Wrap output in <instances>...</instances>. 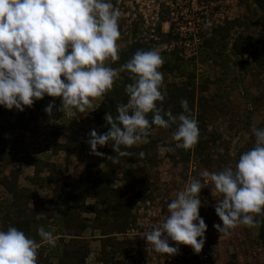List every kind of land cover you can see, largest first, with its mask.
Here are the masks:
<instances>
[{
  "label": "clouds",
  "instance_id": "1",
  "mask_svg": "<svg viewBox=\"0 0 264 264\" xmlns=\"http://www.w3.org/2000/svg\"><path fill=\"white\" fill-rule=\"evenodd\" d=\"M121 15L112 0H0V105L23 111L47 94L61 97L65 115L85 112L91 99L110 91L119 78V71L105 61L117 59ZM163 62L159 49L137 50L120 66L132 80L124 88L128 99L116 106L115 118L105 115L110 125L106 133L91 130L87 141L91 154L102 156L97 147L110 143L117 159L132 156L126 149L146 143L153 125L165 129L175 125L171 134L175 146L159 147L160 155L177 148L189 150L198 142V122L188 114L187 99L180 100L183 111L176 115L157 104L164 100L159 70ZM52 108L50 102L45 112L51 114ZM251 131L254 146L240 153L234 167L204 170L192 177L167 203V216L144 232L156 253L174 255L180 244L201 251L208 226L199 213V193L209 182L212 195H221L215 212L222 224L213 225L221 235L260 223L254 217L264 214V128L256 127L254 120ZM144 155L138 153L139 158ZM54 233L51 225L39 226L37 242L14 226L0 229V264H37L42 245L56 246ZM95 258L90 251L85 264H93Z\"/></svg>",
  "mask_w": 264,
  "mask_h": 264
},
{
  "label": "trees",
  "instance_id": "2",
  "mask_svg": "<svg viewBox=\"0 0 264 264\" xmlns=\"http://www.w3.org/2000/svg\"><path fill=\"white\" fill-rule=\"evenodd\" d=\"M120 1L112 0L114 6ZM242 3L245 9L240 18L215 27L212 35L203 40L202 57L214 58V67L220 70L221 78L229 76L228 61L232 56L236 57L240 70L246 71L251 65L264 68V0H242ZM258 9L261 11L260 14H258ZM163 18L165 19V16ZM122 24L126 23L122 22ZM165 36L170 39L173 35L169 32ZM230 43L232 45L229 49ZM116 47L117 59L107 60L110 67L119 71V78L114 81L110 91L99 96L103 100L97 102L90 110L91 118L96 122L100 134L106 133L110 128L107 121L105 122V115L110 113L115 118L116 106L126 103L128 99L124 88L126 84L132 83V80L126 71L120 70V66L126 63L137 50L151 49L143 39L134 40L125 48H121L116 43ZM187 68L188 62L176 57L171 62L163 63L159 70L170 73L178 70L185 75ZM184 75L185 78L182 80L168 82L166 93L162 87L160 88L164 100L158 101L157 104L162 106L163 110H170L176 115L183 111L180 100L187 99L191 109L188 114L196 115L199 127V139L195 144L194 154L205 165L218 166V171H220L227 162L216 161L223 156L217 150L220 148V140L216 132L208 129V122L205 118L209 109V100H212L209 94H204L209 89V82L201 85V93L197 96L193 87L194 75ZM246 92L248 97L254 94L250 93L249 89ZM54 98L45 94L43 98L36 99L33 105L19 111L15 121L11 124L8 121L14 116L13 110L16 108L7 109L0 105V218L2 219L0 229L6 230L9 226H14L22 230L26 236L39 242L37 228L53 220L57 212L59 230L55 232L56 246L42 245L37 252V264L85 263V258L90 251H93L92 247L81 239L82 233L88 227L100 228L104 234L102 251L97 257V263L102 261L104 264H120L119 259L115 258V254L120 253L129 259V264H136L137 257L133 253L132 241L127 238L121 241L116 240L113 233L124 232L128 227L136 202L139 199L148 198L153 190L157 189L150 183L154 179V171L159 166L157 150L164 145V140L150 137L148 142L126 149L132 153V156L118 159L111 144H106L102 146V149L104 151L103 161L107 170H103L99 163L91 162L86 164L80 175L76 176L70 173L67 167L62 169L56 159L42 158L36 152L22 150L18 144L19 139L15 136L14 131L18 130L20 133L34 135L36 139L40 138L43 130L42 123L49 115L44 110L45 103ZM215 98L216 96H213V99ZM95 100L92 98L91 104L95 103ZM148 119L151 120V113L148 114ZM154 128L160 127L153 125L152 129ZM174 129L175 125L167 129L170 137ZM166 145L174 147L175 141ZM248 149L250 148H245L242 152ZM192 150L193 147L189 150L177 148L172 152H166L163 163H171V166L178 165L179 167V164L186 163L190 159ZM52 151L55 155H68L78 151L81 160L85 155L83 141L74 144L54 141ZM140 151L145 153L143 158L138 156ZM65 159V163L69 165L68 157ZM140 161L144 162L143 166L133 169L130 173L123 168L125 162ZM11 163H19V167L8 170ZM24 164L34 167L33 173L25 178L21 168ZM179 173L181 176L184 175L183 169H180ZM120 175L126 183L116 187L112 186V182ZM22 177L38 186V189L34 190L30 186H25ZM53 183L59 184V193L54 196L42 194V191L52 186ZM140 184H146L147 189L144 191L139 188ZM89 198L95 201H88ZM87 214H94V218L91 220L84 216ZM37 215L41 219L37 220ZM254 218L260 220L258 243L264 249V214L256 215ZM66 237L69 239L66 240ZM108 247L110 250H107ZM233 264H238V262L233 261Z\"/></svg>",
  "mask_w": 264,
  "mask_h": 264
},
{
  "label": "rangeland",
  "instance_id": "3",
  "mask_svg": "<svg viewBox=\"0 0 264 264\" xmlns=\"http://www.w3.org/2000/svg\"><path fill=\"white\" fill-rule=\"evenodd\" d=\"M240 6L242 8L240 16L229 21L236 20L241 17L245 9L242 0H240ZM260 13L261 11L258 9V14ZM122 22H125L126 24L123 25ZM118 23L120 36L116 43L117 45H120L121 48L127 47L134 40L143 39L151 49H159L164 61L163 63L166 61L171 62L176 57L185 60L188 62V68L185 71V75H194L193 87L196 90L197 96L201 93V85L207 81L209 82V89H207L208 91L204 92V94H209V96L212 97V100H209V109L205 118L208 122V129L216 132L219 137L220 148L217 150H219V154L221 153L223 155L216 161H220L222 163H225L226 161V165L234 166L242 150L254 146L255 136L251 131V126L253 125L254 120L256 127L263 128L264 125V68H256L251 65L246 71L240 70L236 57L232 56L231 60L228 61L229 76L221 78L220 70L214 67V58L207 56L203 58V50H199L200 53H198V55L191 57L182 48H175L172 50L166 48L164 43L170 39L165 36L167 31H164L162 28H160V31H157V37L148 36V39H146L141 34H137L138 25L134 22L131 24L130 19H119ZM231 45L232 44L230 43L229 49ZM105 64L110 66L108 60L105 61ZM162 73L163 81L161 87L164 93L167 91L168 82L172 83L185 78L183 77L184 73L178 70L173 73L168 71H162ZM247 89H249L250 93L254 94L248 97L246 92ZM217 95H219V97H217ZM213 96H216V98L213 99ZM95 99V103H92L90 108L83 113L75 112L74 116L65 115V113L61 110V105L56 108L53 107V115L51 116L49 114L48 117L50 116V118L46 116L42 123L43 130L40 134V138L36 139L34 135H25L24 133L17 132L16 136L19 139L18 144L21 146L22 150L36 152L39 156L45 158L56 159L59 164H61L62 169L67 167V170L69 169L70 173L75 174L76 176L80 175L83 172L84 167L80 166L74 169L69 167L65 163L66 159L64 154L55 155L53 153L52 143L54 141H62L63 139V141H65V139L68 141L73 140L74 138L72 139V137H70V135L73 134L76 135L75 140L78 139L87 143L90 138L89 134L93 129L99 135L97 124L91 118L90 110L94 108V105L97 102L102 101L103 98L96 97ZM17 114L18 113L15 112L14 117L9 119L8 122H14ZM192 117L196 119V115ZM150 137L156 139L163 138L164 145L160 147H167L166 144L173 142L168 134V130L165 128L152 129L150 135L147 137V142ZM226 148H228V150H226ZM194 149L195 145L193 146V153L190 159L186 163L179 164V167L178 165L171 166V163H163L165 162L166 152L163 155H160L159 150H157L158 159L160 160L159 166L154 171V179L150 183L157 189L153 190L148 198L139 199L138 201L144 202L148 200L152 203L154 202L157 206H162L163 213L165 209H167V203L175 198L176 192L178 190H182L185 184H187L192 177H198L199 173L204 170H208L209 172L219 170L218 166L211 167L202 163L201 159L194 154ZM97 151L104 154L101 146L97 147ZM91 156H93L91 157L92 160L97 161L103 170H107L103 161V155L98 156L93 154ZM143 164V161L125 162L123 168L127 173H130L133 169L143 166ZM226 165L223 167H226ZM18 167L19 163H11L8 170L17 169ZM180 169H183L184 171V175L182 176L179 173ZM23 172V177L25 178L27 175L32 174L33 167L25 165L23 166ZM23 177L22 182L24 185L32 186L35 189L38 188L36 185H32ZM125 183L126 180L120 175L112 182V186L116 187L124 185ZM146 186V184H140L139 188H142V190L145 191L147 189ZM211 189L214 190V186L211 182H209L199 193L202 202L199 213L208 226L205 232V243L201 249V254L206 256L203 257L202 260H195V263H192L193 261H190L189 257L186 256L184 257L185 262L187 264H233V261H235L238 262V264H263L264 249L261 248L258 243V225L252 228L240 225L235 229L230 230L229 234L223 235H221L213 227L216 223L222 224V221L215 212L216 200L220 199L221 195L217 194L214 197ZM59 190V184L54 183L51 188L43 190L42 194L54 196L57 195L56 193H59ZM88 201L94 202L95 199L92 200L89 198ZM143 205L146 209L149 208V205H146L145 202ZM135 210L136 207L134 206L129 218L127 229L124 232H115L113 235L116 237V240L119 241L123 239L121 236L132 241L133 253L137 257L136 264H139L143 254V251H139L138 248L135 247V245H138L139 239L130 238V235L126 234L128 230L131 229L130 222H132ZM58 215L59 214L56 212L53 220L49 221L44 227L47 229L49 225H51L55 228V232H57L59 230ZM84 216H87V218H90L91 220L94 218V214H87ZM0 221H2L1 218ZM103 236L104 234L102 229L97 227H88L82 233L81 239L87 242L96 253V258L93 264H104L102 261L97 263V257L102 251ZM65 239L68 240L69 237H66ZM107 250H110V247H108ZM115 258L119 259L120 264L130 263L129 259L122 256L120 253H116ZM193 258L195 259V257Z\"/></svg>",
  "mask_w": 264,
  "mask_h": 264
},
{
  "label": "built area",
  "instance_id": "4",
  "mask_svg": "<svg viewBox=\"0 0 264 264\" xmlns=\"http://www.w3.org/2000/svg\"><path fill=\"white\" fill-rule=\"evenodd\" d=\"M115 7L122 13L120 20L130 19L131 24L138 25V35L146 39L148 36L157 37L160 28L167 33L172 32L173 36L164 46L171 50L182 48L191 57L200 53L203 40L212 35L215 27L242 13L240 0H121ZM144 202L149 208L144 207ZM144 202L137 201L131 229L126 233L130 238L139 239L138 245H135L143 251L139 264H187L186 256L192 263L206 256L201 251L195 253L190 245L184 244L179 245L174 255L156 253L148 246L143 234L167 216V209L162 213V206L148 200ZM170 246H176V242L170 241Z\"/></svg>",
  "mask_w": 264,
  "mask_h": 264
},
{
  "label": "crops",
  "instance_id": "5",
  "mask_svg": "<svg viewBox=\"0 0 264 264\" xmlns=\"http://www.w3.org/2000/svg\"><path fill=\"white\" fill-rule=\"evenodd\" d=\"M50 102H53V107L54 108H56L57 106H60L61 105V107H62V99H61V97H55L54 99H49V100H47L46 101V103H45V108H46V106L50 103ZM57 103H59V104H57ZM25 108H27V106H24V109ZM45 110V109H44ZM20 110H17V109H14L13 110V112L15 113V112H19ZM53 113H54V111H52V113H51V116L53 115ZM14 117V116H13ZM48 118H50V116L48 117ZM12 121V120H11ZM48 123V122H47ZM9 124H11V123H9ZM52 124H53V122H52ZM98 127V126H97ZM15 132V134L17 135V132L19 133V131L18 130H16V131H14ZM98 133L100 134V131H99V129H98ZM15 135V136H16ZM25 135H30L29 133H27V134H25ZM17 137V136H16ZM70 137H72V139L73 140H70V141H68V140H66L65 139V141H63L62 140V142H68V143H78L79 141H82V140H78V139H76L75 140V137H76V135H70ZM66 138V137H65ZM83 149L85 150V155H84V158H83V160H81L80 158H79V152L78 151H76L75 153H71V154H64L65 155V157H68V162H69V167H71L72 169H74V168H77V167H80V166H82V167H84L85 168V166H86V164H88V163H93V162H97V161H93L92 160V158L91 157H93V156H91V155H93V154H91V151H90V145L89 144H87L85 141H83ZM37 155L39 156V154L37 153ZM103 156H104V154H103ZM40 157H42V156H40ZM42 158H45V157H42ZM104 158V157H103ZM98 163V162H97ZM25 165H28V164H24V165H22L21 166V168H22V170H23V166H25ZM28 166H31V167H33L32 165H28ZM83 168V169H84ZM33 171H34V167H33ZM24 173V172H23ZM33 173V172H32ZM30 175V174H29ZM27 180V179H26ZM24 184V183H23ZM54 184V183H53ZM52 184V185H53ZM57 184V183H56ZM33 185V184H32ZM25 186H27V185H25ZM30 187H32V186H30ZM38 187V186H37ZM52 186H50L49 188H51ZM33 188V187H32ZM34 190H37V189H35V188H33ZM47 189V188H46ZM56 194H58V193H56Z\"/></svg>",
  "mask_w": 264,
  "mask_h": 264
}]
</instances>
